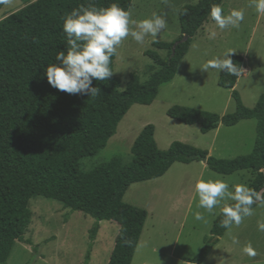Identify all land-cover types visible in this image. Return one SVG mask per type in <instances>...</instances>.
<instances>
[{
    "label": "trees",
    "instance_id": "trees-1",
    "mask_svg": "<svg viewBox=\"0 0 264 264\" xmlns=\"http://www.w3.org/2000/svg\"><path fill=\"white\" fill-rule=\"evenodd\" d=\"M24 7L0 20V264H7L14 245L24 243L33 197L59 202L71 212H81L95 223L88 231V250L99 230L98 222L118 225V233L107 264H131L147 212L123 201L135 183L158 179L175 163L205 160L208 169L222 176L238 171L255 175L250 189L264 200V94L252 109L246 108L236 92L241 74L221 71L218 87L231 91L235 110L223 116L184 106H173L166 116L181 124L197 125L205 135L219 125L233 127L240 121H256V140L250 154L234 159H216L208 152L181 142L160 150L154 126H145L134 140L128 160L113 157L89 172H81L80 161L102 151L115 135L117 126L132 105L149 106L159 87L173 80L181 60L188 53L197 32L210 17L212 5L222 0H199L179 9L180 36L173 42L152 43L145 51L157 70L141 83L130 75L123 90L112 75L105 81L93 80L100 89L95 97L68 94L53 88L45 68L55 62L58 51H66L63 17L73 8L93 4L97 8L117 3L129 10L132 0H20ZM3 5H0V9ZM182 43L175 45L181 39ZM157 51L166 52L161 58ZM115 56L110 67L113 70ZM241 70L243 57L231 54ZM228 203V204H233ZM222 208L213 221L209 238L191 260L202 264L227 229L221 227Z\"/></svg>",
    "mask_w": 264,
    "mask_h": 264
},
{
    "label": "rangeland",
    "instance_id": "rangeland-1",
    "mask_svg": "<svg viewBox=\"0 0 264 264\" xmlns=\"http://www.w3.org/2000/svg\"><path fill=\"white\" fill-rule=\"evenodd\" d=\"M199 0H132L129 9L131 18H150L152 13L164 16L167 26L157 41L173 42L180 36L179 9ZM250 0H222L225 14L234 9L244 11V20L238 29L221 30L208 18L193 38L189 51L181 60L172 81L159 87L157 97L149 106L132 105L119 122L115 135L106 147L93 157L81 159L79 169L89 172L113 157L128 160L131 146L147 125H153L154 138L160 150L171 143L181 142L205 150L216 159H234L252 152L256 140V121L244 120L233 127L219 125L217 131L201 134L197 125L187 126L166 116L173 106L199 109L219 116L235 110L231 91L218 87L220 73L204 72L200 68L211 58L231 49L232 54L244 58L243 67L235 90L242 104L252 109L264 94V14L250 7ZM20 0H11L0 9V20L23 8ZM134 27V26H132ZM215 32V36L210 34ZM152 37L146 36L138 44L131 36L118 47L114 59L113 75L125 88L130 75L138 76L141 83L157 70L154 63L144 55L152 49ZM161 58L166 52L157 51ZM222 179L233 190L236 184L250 187L255 175L250 171H239L229 176L216 174L200 162L175 163L162 177L132 184L123 201L144 209L148 216L140 235L131 264H191L209 238L214 219L225 203L222 201L211 213L198 208L199 198L195 184L199 179ZM261 193H264V188ZM31 213L25 240H30L36 251L24 243L17 242L7 264H83L88 250V231L97 223L81 212H71L59 202L33 197L28 204ZM203 213L205 219H194L195 212ZM264 222V200L253 209V215L244 217L239 225L233 224L216 245L203 264H264V231L258 223ZM99 230L90 252L88 264H107L111 254L118 225L114 222H98ZM233 238L239 243L234 244ZM251 243L256 252L249 256L243 249Z\"/></svg>",
    "mask_w": 264,
    "mask_h": 264
},
{
    "label": "clouds",
    "instance_id": "clouds-1",
    "mask_svg": "<svg viewBox=\"0 0 264 264\" xmlns=\"http://www.w3.org/2000/svg\"><path fill=\"white\" fill-rule=\"evenodd\" d=\"M11 0H0V5H9ZM250 7H254L258 14H264V0H250ZM210 17L224 30L229 27L238 29L244 20V11L234 9L225 14L220 5H212ZM134 26V27H132ZM167 26L163 15L152 13L150 18L134 20L131 12L125 10L117 3L108 7L97 8L93 4L81 5L73 8L63 17L62 31L65 36L66 51H58L55 62L47 65L45 75L48 83L60 91L68 94L86 95L95 97L100 89L93 87V80L105 81L113 75L110 67L112 57L117 54L122 41L131 36L138 44H143L146 36L152 37L156 43L157 37ZM215 36V32L210 34ZM233 50L227 49L222 54L209 59L200 69L204 72L215 70L229 75H239L240 69L233 63L231 54ZM195 192L199 198L197 207L211 213L222 201L223 219L221 227L230 229L233 224L239 225L244 217L253 215L252 205L259 199L257 193L245 184H236L229 190V184L222 179H199L195 184ZM194 219L203 221V213H194ZM260 231H264V222L258 223ZM233 243L239 241L233 238ZM243 251L249 256L256 252L251 243Z\"/></svg>",
    "mask_w": 264,
    "mask_h": 264
},
{
    "label": "crops",
    "instance_id": "crops-1",
    "mask_svg": "<svg viewBox=\"0 0 264 264\" xmlns=\"http://www.w3.org/2000/svg\"><path fill=\"white\" fill-rule=\"evenodd\" d=\"M243 63H244V58H243ZM241 70H242L243 72H247V70L244 69L243 65H242V69H241ZM240 122H241V121H240ZM218 128H219V127H218ZM218 128L215 129V130H212V131H217ZM210 132H211V131H210ZM207 134H208V133H207ZM208 154H209V153H208ZM204 166H205V164H204ZM238 172H239V171H238ZM235 173H236V172H235ZM233 174H234V173H233ZM230 187H231V186H230ZM230 187H229V190L231 189ZM230 191H231V190H230ZM230 203H232V202H230ZM227 204H228V203H227ZM223 206H224V205H223ZM223 206H222V207H223ZM222 207H221V208H222ZM220 210H221V209H220ZM219 213H220V212H219ZM147 216H148V214H147ZM217 216H218V215H217ZM214 220H215V219H214ZM227 230H228V229H227ZM209 254H210V253H209ZM208 256H209V255H208ZM208 256H207V257H208ZM205 260H206V259H205ZM204 262H205V261H204ZM204 262H203V263H204ZM203 263H202V264H203Z\"/></svg>",
    "mask_w": 264,
    "mask_h": 264
},
{
    "label": "water",
    "instance_id": "water-1",
    "mask_svg": "<svg viewBox=\"0 0 264 264\" xmlns=\"http://www.w3.org/2000/svg\"><path fill=\"white\" fill-rule=\"evenodd\" d=\"M185 39H186V38H183V39H181L179 42H176L174 46H176V45L182 43L183 41H185ZM201 162H202L203 164H205V160H201ZM261 172L264 174V170H262Z\"/></svg>",
    "mask_w": 264,
    "mask_h": 264
}]
</instances>
